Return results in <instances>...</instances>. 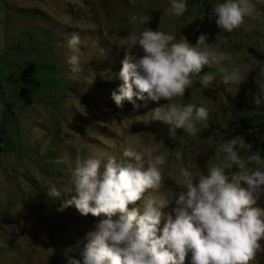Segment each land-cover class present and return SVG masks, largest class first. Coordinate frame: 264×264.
Masks as SVG:
<instances>
[{
    "label": "rangeland",
    "instance_id": "rangeland-1",
    "mask_svg": "<svg viewBox=\"0 0 264 264\" xmlns=\"http://www.w3.org/2000/svg\"><path fill=\"white\" fill-rule=\"evenodd\" d=\"M220 2L187 0L188 10L175 17L165 11L169 0H0V264H68L67 256L78 258L86 234L106 217L82 216L74 205L58 211L70 197H50L46 185L50 178L66 182L90 153L103 151L117 162L135 163L123 155V146H142L151 139L161 143L170 164L205 170L215 149L204 142L209 137L221 141L241 136L249 143L246 135L232 131L237 118L249 120L238 103L256 110V125L264 132V93L255 83L259 67H264V17L246 18L241 28L224 33L212 15ZM254 2L264 8V0ZM142 14H150L151 22H132ZM146 28L171 33L192 46L208 34V43L231 52L242 67L260 64L244 83L225 85L217 75L204 89L197 79L183 97L175 98L178 104L208 109V119L197 125V138L182 129L170 136L168 126L143 122L166 100L155 102L145 94L144 100L134 97L117 107L112 99L122 84L118 74L125 38ZM73 32L82 40L83 70L78 73L70 71V50L64 46ZM134 53L142 55L138 47ZM213 71L206 67L201 75ZM257 139L252 151L264 156V133ZM176 152L181 161L174 160ZM169 171L175 169H166L161 191L178 190ZM260 203L264 206V200ZM133 207L142 214L143 200L129 210ZM174 207L161 209V231L168 216L174 218ZM259 264H264V253Z\"/></svg>",
    "mask_w": 264,
    "mask_h": 264
},
{
    "label": "clouds",
    "instance_id": "clouds-1",
    "mask_svg": "<svg viewBox=\"0 0 264 264\" xmlns=\"http://www.w3.org/2000/svg\"><path fill=\"white\" fill-rule=\"evenodd\" d=\"M187 10V0H169L165 9L175 17ZM212 15L222 32L232 33L246 18L264 17V8H258L254 0H223L213 6ZM151 19L150 14L131 18L141 25ZM208 39V34H201L192 46L158 29L129 33L118 74L122 84L119 94L112 93L117 107L125 100L134 102V97L144 100L145 94L155 102L166 100V105L142 117L143 122L168 126L170 136L182 129L197 138L201 131L197 125L208 119V109L178 104L175 98L183 97L197 79L204 89L212 86L217 75L225 85H239L260 65L255 61L242 67L231 52L217 49ZM81 43L80 34L73 32L64 45L70 50L67 64L73 73L83 70ZM137 47L142 55L134 53ZM206 67L215 71L201 75ZM259 69L255 83L264 93V67ZM260 102L256 100L257 105ZM204 142L215 144L205 170L170 164L161 143L150 139L142 146L134 142L123 146V155L135 163L117 162L113 155L95 151L77 164L66 182L50 178L46 185L50 197H70L58 211L74 205L82 216L106 217L86 234L87 243L78 258L66 257L68 264H186L189 254L190 264H259L264 253V206L260 203L264 156L259 150L253 152L252 144L241 136L221 141L209 137ZM174 160L181 161V153L176 152ZM173 168L168 176L178 190L161 191L166 169ZM142 200V214L137 207L129 210V205ZM173 203L174 218L170 214L161 231V209Z\"/></svg>",
    "mask_w": 264,
    "mask_h": 264
},
{
    "label": "trees",
    "instance_id": "trees-1",
    "mask_svg": "<svg viewBox=\"0 0 264 264\" xmlns=\"http://www.w3.org/2000/svg\"><path fill=\"white\" fill-rule=\"evenodd\" d=\"M105 45H103V50L107 51L104 47ZM237 107H239V109H241L242 111H244L243 113L245 115H248L249 120L245 119V118H237L236 120H234V122L232 123V126H235L234 129H232V131L238 135H246L248 137V142L250 144H256L258 143V139L257 137L260 136V134L264 133L262 132L261 129H259V127L256 125V119L259 117L258 113L256 112V110H254L253 107H251L250 105L247 104H241L238 103L236 104ZM261 146H263L262 148H264V142H260ZM264 151V149H263Z\"/></svg>",
    "mask_w": 264,
    "mask_h": 264
}]
</instances>
